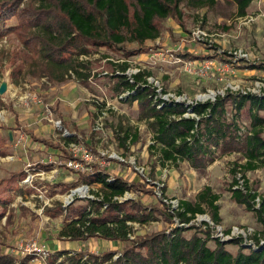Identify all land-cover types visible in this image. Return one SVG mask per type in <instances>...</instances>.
<instances>
[{
    "label": "rangeland",
    "instance_id": "374dc122",
    "mask_svg": "<svg viewBox=\"0 0 264 264\" xmlns=\"http://www.w3.org/2000/svg\"><path fill=\"white\" fill-rule=\"evenodd\" d=\"M29 1L22 0L20 7H27ZM182 8V24L175 18L158 21L160 38L143 44L142 54L138 56L126 59L119 49L94 50L91 57L83 59L91 72L87 83L78 80L76 75V70H84L85 66L72 64L70 68L68 64H52L40 46L24 45L23 31L0 38V88L6 86L5 92L0 94V141L12 137L4 148L7 156H0V200L5 199L7 214L14 215L15 222H19L16 226L14 220L11 224L6 219L0 221V258L4 262L23 264L24 259L32 255L35 259L25 264H62L61 260L52 263L53 252L48 246L58 238L64 217H49L45 210L55 208L56 202L64 204L65 197L73 189L85 184L77 173L63 167L65 160L61 153L35 142L32 137L60 142L71 153L78 149L80 155L105 154L100 161L111 176L122 177L141 188L129 193L127 200H140L146 207L165 211V205L155 197L156 191L162 190L163 196L170 201H195L204 187L209 186L220 197L222 222L219 226L224 232L237 228L247 234L248 240H253L251 238L261 230L255 214L232 196L234 181H242L241 174L234 173L236 165L245 164L240 154L221 156L204 172H195L188 165L157 171L158 165L149 154L152 135L147 124L138 120L135 104L128 106L113 91L114 82L110 76L118 70L117 66L129 63L128 76L134 75L135 70L149 71L159 82V88L166 91L165 96L187 104L216 100L218 96L229 94L231 86L238 88V92L264 93V87H259L264 84V0L254 2L244 18L236 17L235 6L226 0H219L214 9ZM6 24L9 28L19 23L14 18ZM199 31L206 33L205 39L198 38ZM124 47L127 50L139 48L136 43H126ZM239 51L247 54V58H238L235 54ZM254 64L256 69L251 68ZM223 65L226 70H219ZM48 75L57 80L51 82ZM103 113L106 116L100 120ZM59 121L64 123L59 126ZM243 121L248 128L249 121ZM120 125L123 131L129 127L139 133V141L128 151L118 145L116 136L119 133L115 132ZM67 137L76 141L65 140ZM135 167H145L152 182L162 185L160 190L157 185L141 180ZM49 171H54L60 185L41 179L43 173L50 178L53 173L48 175ZM156 172L161 173L157 175ZM246 180L252 191L264 192V169L247 172ZM100 187L98 184L91 186L93 192ZM87 200L76 197L70 205L78 207ZM204 218L212 221L211 214L206 213L186 227L208 229L203 228ZM181 225L178 218H174L169 224L160 221L145 227L137 223L131 226L141 235L169 232ZM92 244L98 254L108 250L98 241ZM228 249L234 254L238 252L237 246Z\"/></svg>",
    "mask_w": 264,
    "mask_h": 264
},
{
    "label": "trees",
    "instance_id": "16d2710c",
    "mask_svg": "<svg viewBox=\"0 0 264 264\" xmlns=\"http://www.w3.org/2000/svg\"><path fill=\"white\" fill-rule=\"evenodd\" d=\"M226 1L235 6L236 17L244 18L256 0ZM21 3L22 0H0V38L23 31L24 45L40 46L52 64H68L70 68L72 64L85 66L84 70H76V75L78 80L87 83L91 72L83 59L91 57L94 50L119 49L126 59L138 56L142 54L143 44L160 38L158 21L175 18L182 24L183 6L196 10L214 9L219 0H30L25 8L20 7ZM14 18L19 24L6 28V23ZM126 43H136L139 48L127 50ZM117 68L110 76L114 82L113 91L119 97L124 95L121 100L128 106L137 105L138 120L147 124L152 135L149 154L157 167L178 168L186 162L191 169L203 172L221 156L240 154L245 164L236 165L234 173L241 174L243 183L234 181L232 196L255 214L261 230L251 238L254 245L245 244L239 238L222 242L214 237L210 228L202 230L195 226H175L169 232L138 235L130 223L145 226L162 221L169 224L178 218L180 224H190L197 215L210 213L212 221L220 225V197L211 187L205 186L195 201H180L175 211L166 204L165 211H161L157 207L144 206L140 200L120 202L116 198L137 192L140 186L129 184L122 177H113L106 168L94 163L92 172L78 176L86 185L101 186L98 192H93L96 199H89L78 207H64L63 203L56 202L55 208H46L45 213L52 218L64 217L58 234L60 239L88 241L99 238L125 245L119 253L58 252L50 256L52 263L64 256L62 264H264V245L260 242L264 239V192L252 191L246 180L247 172L264 169V95L229 92L218 96L214 102H170L163 100L157 88L148 82L151 72L143 70L128 76L129 63ZM251 68L257 66L254 64ZM48 79L57 80L52 75H48ZM243 119L249 121L248 128L244 127ZM115 133H119L116 136L118 145L124 151L139 141V133L129 127L123 131L120 125ZM64 139L76 141L73 137ZM10 141V136L0 141V156H7L4 148ZM40 142L61 150L65 160L63 167L68 169L66 162L74 158L71 152L60 143L53 144L46 139ZM91 150L97 154L95 149ZM0 201L3 207L5 199ZM5 214L3 207L0 221ZM13 220L14 215L9 214L7 223ZM130 235L136 236L131 239ZM229 246H237L238 252L234 254ZM34 259L29 255L22 263ZM0 264L8 263L0 258Z\"/></svg>",
    "mask_w": 264,
    "mask_h": 264
},
{
    "label": "built area",
    "instance_id": "2783aa9c",
    "mask_svg": "<svg viewBox=\"0 0 264 264\" xmlns=\"http://www.w3.org/2000/svg\"><path fill=\"white\" fill-rule=\"evenodd\" d=\"M197 36H198V38H202V39H205V37H206V33H204V32H202V31H199L198 33H197ZM236 56H238V58H240V59H245V58H247V54H244L242 51H239L238 53H236L235 54ZM226 66H221L220 68H219V70H226ZM138 72H140V70H135V74L136 73H138ZM148 82L150 83V84H152L155 88H157V92L159 93V95L161 96V98L163 99V100H165V101H175V102H179V103H185V102H183L182 100L180 101V100H175V99H170L168 96H165V95H167V93L166 94H163L165 97H163L162 95H161V93L163 92L162 90H161V88H159V82L157 81V80H155V79H153V77H150V78H148ZM260 89H263V87H264V84H261L260 86ZM238 88H234L233 86H231L230 87V90H229V92H231V93H233V94H255V93H251V92H246V91H239L238 92V90H237ZM248 91H250V90H248ZM254 92H256V91H254ZM255 95H264V93H260V94H255ZM206 96H209V98H210V95H206ZM211 96H215V94L214 93H211ZM124 97V95L123 96H121L120 98H123ZM209 100V99H208ZM208 100H204V101H196V102H194V103H205V102H208ZM215 100H213V101H211V102H214ZM190 104H193V103H190ZM104 116H106V114L105 113H103V116L102 117H100V120H102L103 118H104ZM61 121H59L58 122V124L57 125H61ZM65 133H68L67 131H65ZM152 144V143H151ZM81 152V150H78V149H74V152L72 153V155H73V159H70V160H68L67 162H66V165H67V167H68V169H70L72 172H75V173H82V174H88V173H90V172H92L94 169L91 167L92 166V164H94V163H96V164H98V165H100V166H103V162H102V160L100 161V159L105 155V154H102V156H100L99 154H97V155H90V154H88L86 151H84L85 153H87V154H82V155H80V154H78V153H80ZM115 155V157L117 158V159H120L121 160V162L122 161H124L122 158H120L119 156H117L116 154H114ZM109 157H112V156H109ZM135 170H136V172H137V174L139 175V176H141V180H143V181H146V182H148V183H152V185H157L158 186V188L159 187H161L162 185H160L158 182H152V180L149 178V175H148V173L146 172V168L145 167H135ZM39 175H41V174H39ZM42 177L44 176V174H42L41 175ZM42 180H44V178H41ZM241 184H242V181L240 182ZM159 190H160V188H159ZM78 191H81V192H83V193H80V192H78ZM90 192H92V194H93V191H92V188H91V186H89V185H86V184H84V186H82V187H80V188H76V189H73L72 191H71V194L70 195H67L66 197H65V203L63 204V206L64 207H67V206H69L73 201H75V199H76V197L77 198H80V199H85V198H87V199H96V196L93 194L92 196L90 195ZM98 192V191H97ZM128 194L129 193H126L123 197H118V198H116V200H118V201H120V202H123V201H125V200H127V197H128ZM164 195V193L162 192V190H160V191H156L155 192V197L157 198V199H160L161 200V202H162V204L163 205H168V206H170L171 207V209L172 210H174V209H176L177 207H179V202H177V200H175V201H170L168 198H166L165 196H163ZM69 196H71L70 197V199H67V197H69ZM257 203L259 204V199H257ZM200 215H197L196 216V218L193 220V221H195V220H197L198 219V217H199ZM203 216V215H202ZM199 220V219H198ZM202 220H204L203 222H204V225H203V228H210L211 230H213L214 232H212L213 233V235H214V233H215V235H214V237L215 238H217V239H219V240H221L222 242H227V241H229V240H232V239H235V238H239V239H242L243 241H244V243L245 244H250V245H254V241L253 240H250V238H249V240L247 239V234L246 233H244V231H239L237 228H235L233 231H229V232H224L223 231V229L219 226V225H216L213 221H211L210 219H208V218H204V219H202ZM133 223H130V225H132ZM134 224H136V223H134ZM139 225V224H138ZM181 226H187L186 224H182ZM242 235V236H241ZM134 236L135 235H130V238L131 239H134ZM233 236H236L235 238L233 237ZM244 236V237H243ZM260 242H261V244L262 245H264V239H261L260 240ZM34 250H38L37 249V247H35V249ZM118 256H115V258H117Z\"/></svg>",
    "mask_w": 264,
    "mask_h": 264
},
{
    "label": "crops",
    "instance_id": "0c3cea01",
    "mask_svg": "<svg viewBox=\"0 0 264 264\" xmlns=\"http://www.w3.org/2000/svg\"><path fill=\"white\" fill-rule=\"evenodd\" d=\"M257 1V0H256ZM255 1V2H256ZM136 105V104H135ZM137 106V105H136ZM59 116L60 117H63V115H62V113H60L59 114ZM62 123H64V121L62 122ZM66 129H68L67 127H65ZM69 130V129H68ZM67 130V131H68ZM69 132H71L70 130H69ZM32 139L35 141V142H37V143H39V144H42V145H44L45 147H48V148H51V147H49V146H46L44 143H42V142H40V140L41 139H46V140H48L47 138H44V137H41V138H36V137H32ZM11 141H12V138H11ZM49 141H51V140H49ZM53 144H57V143H54L53 141H51ZM58 143H60V142H58ZM61 144V143H60ZM62 145V144H61ZM63 147H65L64 145H62ZM66 148V147H65ZM52 149H54V148H52ZM54 150H56L58 153H63L61 150H59V149H54ZM63 155V154H62ZM64 156V155H63ZM181 165H188L186 162H184V163H182ZM181 165L178 167V168H180L181 167ZM188 167H189V165H188ZM210 167V166H209ZM208 167V168H209ZM104 168H106V167H104ZM175 168V167H174ZM177 168V169H178ZM190 168V167H189ZM207 168V169H208ZM191 169V168H190ZM157 171L158 170H160V167H157V169H156ZM191 170H193V169H191ZM193 171H195V170H193ZM206 171V170H205ZM54 171H49V173H48V175H50V173H53ZM195 172H198V171H195ZM204 172V171H203ZM160 173L161 172H156V174L157 175H160ZM44 174V176H43V178L44 179H48V181H51V183L52 184H58V181L56 180V174H51L52 176H50V178H47V177H45V173H43ZM78 174V173H77ZM50 183V184H51ZM3 207H5V209H6V205H3ZM3 207H1L0 209V213H1V211H2V208ZM8 212H7V210H6V214L4 215V217L2 218V221L4 220V219H6V222H7V217L9 216V214H7ZM1 221V222H2ZM18 223L19 222H15V217H14V222H13V225H18ZM146 226V225H145ZM144 226V227H145ZM11 231H12V229H11ZM95 241H98V243H99V245L100 246H102V247H105V248H108V250L107 251H112V252H121V250H122V248L124 247V243H122V242H119V241H109V240H103V239H99V238H93V239H90V240H88V241H67V240H63V239H60L59 237L58 238H56V239H53L52 241H50V243L51 244H49V248L51 249V251L53 252L52 254H56V253H58V252H67V251H70L71 253H76V252H90V253H94V254H98V252H96V250H95V247H93V244L92 243H94ZM106 250H104V252H107ZM102 254V253H101ZM65 257L63 256V257H61V258H59L58 259V261L59 260H61V262L63 261V259H64Z\"/></svg>",
    "mask_w": 264,
    "mask_h": 264
},
{
    "label": "water",
    "instance_id": "95a60500",
    "mask_svg": "<svg viewBox=\"0 0 264 264\" xmlns=\"http://www.w3.org/2000/svg\"><path fill=\"white\" fill-rule=\"evenodd\" d=\"M5 90H6V86L3 85V86L0 88V94L4 93ZM11 138H12V137H11ZM229 241H231V240H229ZM248 247H250V246H248Z\"/></svg>",
    "mask_w": 264,
    "mask_h": 264
},
{
    "label": "bare ground",
    "instance_id": "6f19581e",
    "mask_svg": "<svg viewBox=\"0 0 264 264\" xmlns=\"http://www.w3.org/2000/svg\"><path fill=\"white\" fill-rule=\"evenodd\" d=\"M78 192H80V191H78ZM71 197V196H70ZM70 197H68L67 199H70Z\"/></svg>",
    "mask_w": 264,
    "mask_h": 264
}]
</instances>
